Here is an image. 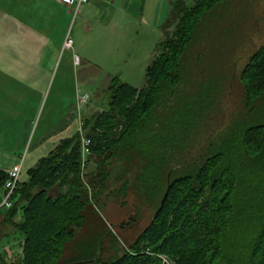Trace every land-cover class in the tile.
I'll list each match as a JSON object with an SVG mask.
<instances>
[{"label": "rangeland", "instance_id": "374dc122", "mask_svg": "<svg viewBox=\"0 0 264 264\" xmlns=\"http://www.w3.org/2000/svg\"><path fill=\"white\" fill-rule=\"evenodd\" d=\"M124 2L127 3L125 8H137L136 19L138 13H142V33H130L123 48L117 41L110 40L109 47L116 51L110 53L106 47L108 42L98 37L111 33L108 29L114 23L111 20L120 14L119 9L121 11ZM166 2L94 0L83 5L75 19L70 8L61 7L50 29L52 37L59 41L54 46L49 45L42 55L37 53L39 47L33 36L12 33L8 45L13 50L7 56L11 62L10 69L0 73V166L20 164V180L26 182L28 170L48 156L61 136L68 137L63 133L69 129L77 130L79 120L83 124L84 115L104 112L108 102L106 87L111 74L122 79L129 73L132 86L144 87V64L155 58L161 39L173 37L177 24H171L162 38L166 19H163L161 11ZM184 2L190 7L194 0ZM61 16L63 19H58ZM40 19L43 21L45 17ZM130 19L131 26L135 23L137 27L138 20ZM47 23L49 27L51 22L47 20ZM86 24H89V29H85ZM21 25L18 24L19 27ZM48 32L32 34L41 39ZM116 32L118 30L115 29ZM67 35L72 39V49H63L62 41ZM263 46L264 0H224L201 18L181 61L179 85L174 94L165 96L167 104L162 110L165 117L151 118L145 126L152 132L155 123H164L160 126L161 131L157 132L160 143L156 148L157 155H163L162 171L173 170L172 179L190 171L191 164L201 163L209 155L208 149L215 148L237 123L252 125L264 122V115L263 120L253 118L255 111L246 114L245 90L240 78L247 60ZM126 58H130V72L125 71ZM255 64H261V68L264 66V49ZM83 93L89 98L81 106L78 119L76 94ZM261 105L260 110L264 113ZM255 109L258 111V107ZM251 136L254 137L253 132ZM90 159L95 164L91 161L80 172L81 182L89 194L90 181L100 165L106 162L104 156L97 154ZM118 165L114 161L109 169L117 171ZM112 174L109 178L112 196L90 203L93 214L89 215L88 210L84 226L90 230L98 228L102 233L109 229L113 240L109 238L104 242L101 258L114 261L126 252L133 253L131 245L149 224L156 203L152 199L153 189L149 184L138 183L135 173L124 177ZM125 180L127 184L122 187ZM164 184L165 176L160 175L155 197L162 193ZM66 188V185L55 187L50 194L58 196ZM2 191L3 187L0 188L1 200ZM14 219L19 221L20 214ZM129 220L131 223L123 227V223ZM13 223V219L11 223L4 222L0 214V264H10L22 255L24 237ZM71 257V253L65 252L61 262ZM160 257L161 264H172L166 256Z\"/></svg>", "mask_w": 264, "mask_h": 264}, {"label": "trees", "instance_id": "16d2710c", "mask_svg": "<svg viewBox=\"0 0 264 264\" xmlns=\"http://www.w3.org/2000/svg\"><path fill=\"white\" fill-rule=\"evenodd\" d=\"M223 1L195 0L188 7L183 0H170L162 33L164 37L176 22L174 35L159 43L158 53L145 68V86L135 88L113 76L106 88L104 112L83 116L82 130L90 139L84 160L80 134L75 131L28 170L26 182L19 180L11 206L0 207L4 222L13 219L24 237L21 257L10 264H161L160 255L172 264H264V122L237 123L215 148L208 149L201 163L191 164L190 171L174 179L173 170L162 171L163 155H157V132L164 123H155L152 132L145 127L151 118L165 117V96L174 94L179 85L181 61L195 29ZM263 49L250 56L240 77L246 114L255 111L253 118L259 120L264 115L260 110L264 66L255 63ZM94 154L104 156L106 162L90 181L89 194L80 172ZM114 161L119 164L117 171L109 169ZM113 172L120 177L135 173L138 183L153 189L156 203L149 224L131 245L133 253L114 261L101 258L104 242L113 240L109 229L102 233L84 226L88 210L93 214L90 203L112 196ZM160 175L165 176V184L155 197ZM7 177L0 170V188ZM126 184L125 180L122 187ZM65 185L64 193L50 194ZM65 252L72 257L61 262Z\"/></svg>", "mask_w": 264, "mask_h": 264}, {"label": "crops", "instance_id": "0c3cea01", "mask_svg": "<svg viewBox=\"0 0 264 264\" xmlns=\"http://www.w3.org/2000/svg\"><path fill=\"white\" fill-rule=\"evenodd\" d=\"M91 1H94V0H91ZM166 1H167L166 6L161 11V13L163 12L164 20L167 18L168 12L170 10V5H169L170 0H166ZM126 5L127 3L124 2L123 8H121V11L119 9L120 14L113 16V19L111 18L112 19L111 22H114L108 28L111 31V33L108 34V36H106V34L104 33V35H101L100 37H98V39H103L106 42H108L106 47L110 53L111 51H115L114 49H111L109 47L110 40H114V42L117 41L119 44H121V48H123L124 42L130 33H142V27L140 24L142 20V13H138V19H136L135 15L137 12V8L136 10L134 9L132 10L129 8H125ZM33 7H39V9L35 10ZM61 7L67 8L60 2V0H0V55L1 54L3 56L5 55V57H0V73L1 74L5 73L4 72L5 70L10 69L11 62L9 61L10 59L7 56H8L9 51L12 52L13 50L12 46L8 45L9 38L11 37L12 33H26L28 36L30 35L33 36V38L36 39V42L38 43V47H39L38 49H36L37 53L40 52L41 55L45 53V50L49 45L54 46L55 43H58L59 40L52 37L53 33H51L50 29L53 27V23L58 17L56 13L59 12L58 9H60ZM140 12L142 11L140 10ZM35 13L37 16L35 15ZM41 16L42 18L45 17L43 21L40 19ZM64 16H61L58 19L62 20ZM132 17L134 20L135 19L138 20L139 23L137 27L135 23L133 26H131L132 20L130 18ZM47 20L48 22H51L49 24V27H48ZM18 24H22L21 26L23 27L22 28L21 26L19 27ZM85 29H89V24H86ZM115 29L118 30V33L117 32L114 33ZM46 30H49V32L45 36H41V39L32 34V33H43ZM63 42L64 40L62 41V45H63ZM59 46L61 47L60 42H59ZM129 60L130 58L128 59L126 58V60L124 61L125 71H128V72L132 70V66L131 65L129 66ZM146 63L147 64H144L145 68L149 62H146ZM27 66L29 65L27 64ZM108 69L109 68H106V71H108ZM129 75L130 74L127 73L124 77H122V79L119 78L120 81L131 85V83L129 82V79H130ZM113 76H116V75L111 74L109 79L112 78ZM126 77L127 79L129 77V79L127 80ZM78 95L79 94H76V106H77ZM75 110H77V107H75ZM76 128L77 130L75 131H78V125ZM74 132L69 129L66 133H63V135L69 136L71 135V133H74ZM61 139H62V136H61ZM16 165L17 164H12L9 166L2 165L0 166V170L7 171L8 169ZM1 201L2 200L0 199V203Z\"/></svg>", "mask_w": 264, "mask_h": 264}, {"label": "built area", "instance_id": "2783aa9c", "mask_svg": "<svg viewBox=\"0 0 264 264\" xmlns=\"http://www.w3.org/2000/svg\"><path fill=\"white\" fill-rule=\"evenodd\" d=\"M91 0H60V2L71 9V12L73 14V19H75L78 14L80 13V9L83 5H86ZM73 42L72 39L67 35L63 42V49H72ZM75 62L78 61L77 57L75 56ZM88 95L87 94H79L77 98V114L78 119L80 118V111L81 106L84 105L88 101ZM78 125V132L81 134V150H82V158L84 160L86 154H87V146L90 143V139H88L82 130V122L79 120ZM7 173V179L5 181V184L3 186V197L2 201L0 203V207L9 208L11 206V197L14 193V191L17 189L19 180H20V173H21V165L13 166L12 168L8 169L6 171ZM162 258V257H160ZM166 260L163 259V263H165ZM166 264H170L167 263Z\"/></svg>", "mask_w": 264, "mask_h": 264}]
</instances>
